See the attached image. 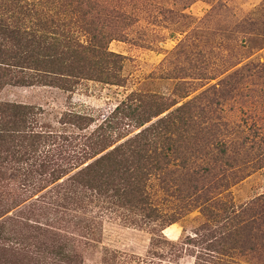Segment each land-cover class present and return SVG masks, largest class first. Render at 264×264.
I'll return each mask as SVG.
<instances>
[{"label": "rangeland", "instance_id": "374dc122", "mask_svg": "<svg viewBox=\"0 0 264 264\" xmlns=\"http://www.w3.org/2000/svg\"><path fill=\"white\" fill-rule=\"evenodd\" d=\"M80 1L83 10L108 18L119 35L106 45L123 56L121 84L80 80L71 91L6 86L0 100L38 105L50 118L64 110L96 117L129 92L161 97L172 103L167 111L190 102L180 122L190 165L180 167L175 158L149 189L166 212L182 209L179 196L190 185L236 206L259 197L243 217L253 247L232 254L237 264H264V0ZM216 178L226 186L213 189ZM44 192L16 206L0 191V264H203L195 258L202 257L196 244L170 253V245H150V228L95 208L85 218L50 206L35 216V206L22 209L36 196L48 200ZM199 208L196 203L177 215L162 230L165 238L192 236L205 221Z\"/></svg>", "mask_w": 264, "mask_h": 264}, {"label": "trees", "instance_id": "16d2710c", "mask_svg": "<svg viewBox=\"0 0 264 264\" xmlns=\"http://www.w3.org/2000/svg\"><path fill=\"white\" fill-rule=\"evenodd\" d=\"M85 5L80 0H0V90L35 85L71 91L80 80L120 85L123 56L106 45L119 35L108 18L93 14V8L83 10ZM160 99L129 92L96 117L64 110L52 118L38 105L0 100V191L16 206L45 191L48 200L36 196L22 207L33 212L35 206L40 211L34 216L50 206L85 218L95 208L150 228V245H170V253L192 242L203 264H237L234 251L253 247L243 217L259 197L236 206L223 196L208 197L207 187L190 185L178 197L185 201L182 209L161 208L148 182L164 175L175 158L180 167L190 165L180 139L187 134L181 110L190 102L167 111L172 103ZM222 181L216 178L212 188L225 187ZM196 203L205 221L193 235L178 242L165 238V226Z\"/></svg>", "mask_w": 264, "mask_h": 264}]
</instances>
